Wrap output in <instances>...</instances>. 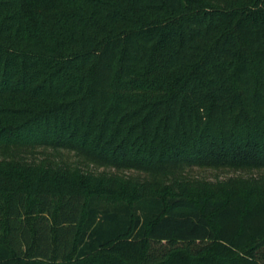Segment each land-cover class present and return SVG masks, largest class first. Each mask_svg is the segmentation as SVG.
<instances>
[{"label": "trees", "instance_id": "trees-1", "mask_svg": "<svg viewBox=\"0 0 264 264\" xmlns=\"http://www.w3.org/2000/svg\"><path fill=\"white\" fill-rule=\"evenodd\" d=\"M0 264H264V0H0Z\"/></svg>", "mask_w": 264, "mask_h": 264}, {"label": "rangeland", "instance_id": "rangeland-1", "mask_svg": "<svg viewBox=\"0 0 264 264\" xmlns=\"http://www.w3.org/2000/svg\"><path fill=\"white\" fill-rule=\"evenodd\" d=\"M70 160L69 158H67ZM193 174L196 176H203L208 179H213L215 177V174L219 177H225L227 175H230L231 173H222L217 170H212V169H193Z\"/></svg>", "mask_w": 264, "mask_h": 264}]
</instances>
